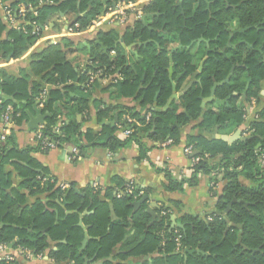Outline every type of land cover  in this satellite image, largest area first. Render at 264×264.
<instances>
[{
	"label": "trees",
	"instance_id": "1",
	"mask_svg": "<svg viewBox=\"0 0 264 264\" xmlns=\"http://www.w3.org/2000/svg\"><path fill=\"white\" fill-rule=\"evenodd\" d=\"M4 1L12 7L18 3L17 0ZM36 1L43 4L36 7V16L26 13L23 26L26 32L9 29L0 17V56L4 60L9 56L11 59H18L36 42L41 33L39 27L49 14L57 15L66 9L84 12L90 2L26 0L25 3ZM100 1L96 0V6H102ZM167 1L157 0L147 10L161 12L160 19H154L152 26L161 28L162 33L142 30L141 25H137L134 31L125 34V44L151 40L146 46L137 48V60L133 69L126 65V57L113 32L99 33L97 39L109 51H115V56H110V53L102 54L92 42L88 59L97 63L106 76L119 71L122 80L107 87L113 88L111 94L116 99L135 98L141 100V106L151 107L156 102L158 107H162L172 94L168 78V46L181 44L182 47L173 53L172 61L174 70L183 72L179 82H185L187 88L179 102H173L166 112L152 113L147 123L140 120L141 126H134L132 132L122 140L115 135L117 129L109 126H104L100 132L90 129L83 132V124L77 122L76 115L84 117L89 113V98L97 80L86 87V72H96L97 68L88 67L82 72L76 70L73 61L67 59V55L73 50V44L64 40L63 46L49 45L41 53L33 55L30 68L32 75L39 77L40 82L33 81L30 84V76L25 71H21L18 77H13L0 68V92L13 97V101L2 102L0 121L6 107L11 106L12 125H20L27 119V112H32L33 107L37 108V99L47 85V97L40 109L41 112L48 113L46 125L41 132L42 138L56 143L58 147L70 144L80 150L102 145L110 152H115L135 145L138 148V161L146 159L149 151L142 142L143 138L154 142L169 138L173 145H177L180 141L178 126H185L190 121H198L196 127L204 130L241 125L245 115L244 105L250 104L252 99L256 105L262 103L260 92L264 82V0H225L226 4L236 6L235 10L228 9V21L234 19L237 29L247 30L235 34H232L228 26L221 30L219 39L212 45L224 46L225 56L210 55L201 71H198V63L203 57L202 51L190 53L185 51L186 46H190L201 36L213 38L218 33V24L184 22L173 12L176 0ZM98 12L99 8H92L79 18L81 27L92 25ZM29 21L37 22L38 33H31ZM228 41L230 44H227ZM79 50L86 52V48L82 46ZM231 67L234 70L229 82L218 86L214 94L216 99L225 100L226 103L213 104L216 110H202L199 95L208 96L213 83L223 81ZM190 80L192 82L188 84ZM71 93L75 95L70 96ZM261 106L257 112L258 120L250 125V139L228 144L219 139L187 136V147H191L192 152L196 151L195 157L199 158L198 163L191 167V174L187 179L178 180L170 170L152 166L156 173L163 174L165 182L162 188L168 193L183 192L185 188L195 187L199 175L208 176L213 184L219 179L225 182L211 221L207 220L208 217L204 222L199 217L186 215L179 219L185 229L170 228L172 213L165 208L157 211L158 214L162 211L166 213L161 216V221L152 225L151 218L145 211L146 203L133 213V205L153 193L151 187L135 185L133 193L129 195L126 193L129 183L113 178V187L95 190L89 186L80 195H75L72 186L61 190L49 180L42 184L34 181L35 176L44 171L31 155L41 151L40 142L36 148L18 149L15 133L10 130L9 135L0 140V246L14 243L13 248L20 247L39 255L49 249L50 243H54L56 251H51L50 257L55 262L73 261L75 264L91 258H105L118 245L121 259L149 256L156 251L158 258L152 264H264V163L260 159L264 155V102ZM180 107L186 113H179ZM116 111L119 118L122 114H129L131 117L137 115L132 113L131 108L118 105L98 110L97 118L108 117ZM60 115L64 120L58 133L55 125ZM217 157L219 160L216 163H210ZM8 165L14 167L22 179L21 190L28 191V196L44 194L46 203L35 201L28 207L26 194L9 193L10 174L5 172ZM239 178L245 179L249 185L243 186ZM55 200L68 202V210L76 212L64 216ZM173 205L179 206L178 203ZM55 210L60 217L57 220ZM85 210L91 213L83 216L82 223L88 226V234L92 239L81 250L83 231L78 222L80 213ZM178 234L181 236V248L198 249L207 253V256L193 254L187 256L184 263L181 253L173 254L177 252L174 237ZM0 264L16 263L3 261Z\"/></svg>",
	"mask_w": 264,
	"mask_h": 264
},
{
	"label": "crops",
	"instance_id": "2",
	"mask_svg": "<svg viewBox=\"0 0 264 264\" xmlns=\"http://www.w3.org/2000/svg\"><path fill=\"white\" fill-rule=\"evenodd\" d=\"M101 1L102 2L100 3L102 6L99 7L96 6L93 0H90L88 3V9L84 12H73L70 9H66L63 12H59L57 15L54 13L49 14L46 20L42 23V26L39 27L41 33L36 42L30 46L27 51L24 52L18 59H11L9 56L4 60L0 56V68L4 69L8 75L13 77H18L21 71H25L26 74L30 76V84L33 81L40 82L39 77L32 75L30 68L33 55L41 53V51L49 45L63 46V41L69 40L73 44L71 47L73 50L67 55V59L73 61L75 69L82 72L81 66L85 65L88 59H90L89 53L92 47L91 43L94 42V44L99 47V51L102 54L110 53L108 48L103 43L98 41L97 37L99 33L113 32L117 44L121 47L124 52V56L126 57V65L133 69L137 60V48L141 47L143 43L138 41L132 44H125L124 37L126 33H129L133 30L132 26L135 25L137 27V25H141V23L139 21L135 22L129 19L124 24H109L105 18V14L107 9L111 7V2H108L107 0ZM92 8H99V12L96 14L94 19V28L88 30L87 28L90 25L84 28L81 27L79 18L83 17ZM74 23H78L80 25V29L76 30L70 35L65 34L66 27H69ZM100 44L107 49L106 53H103L100 48ZM81 46L86 48V52L79 50ZM173 47L174 44L168 46L167 56L169 53H171V51L173 55V53L179 49ZM185 51L193 53L188 49ZM110 56H115V54H110ZM202 60L203 57L198 63V71H201L203 67L202 66L201 69H199ZM193 63L195 64L196 62L193 61ZM169 67H171V74L168 72V78L171 88L172 84L175 85L176 99L170 100L171 94L165 105L162 107H158L156 102H154L151 107L149 105L141 106L139 104L141 100L139 101L135 98L116 99L112 95L113 88L107 89L108 86L114 83L113 79L116 77L114 76L115 74L111 75L112 77L108 78L107 80H97V84L92 88L91 96L89 98V113H87V115L84 117L78 114L76 115L77 122H82L83 124V132L87 129H90L93 132H100L104 126H109L111 129H117L115 135L117 139L122 140L125 138L124 132L129 131L131 133L134 126H141L140 120H145L147 123L152 113L166 112L171 107L173 102L178 103L179 98L187 88V85L185 82H179L183 72L174 70L173 61L170 63ZM116 74H119V71ZM121 80L122 78L118 79L117 82ZM191 82L192 80H190L188 84ZM44 89L47 90L48 86H44ZM2 95L5 94L0 92V96ZM74 95V93H71L70 96ZM209 96L210 94L208 96L202 97L207 99ZM260 96V101L263 103L264 82L262 83ZM11 98L13 99V97ZM0 100L2 102L4 101L2 99ZM21 103H24V101ZM213 104L216 103L209 102L208 100H200V108L202 110H206L207 108H213V110H216V108L213 107ZM261 104L256 105L255 100L252 99L250 104L244 105L245 115L241 125H231L222 129L213 128L209 130L197 128L196 126L198 121H190L185 126L179 125L178 129L180 133V141L177 145H173L172 140L169 138H167L165 141L161 140L159 142H154L149 138H143L142 142L147 148H149V151L147 153V158L142 161H138V148L135 145L118 149L115 152H110L102 145L89 146L83 150H80L79 148L70 144H62V146L52 150H38L31 155L41 165L44 171L43 174L38 173V175L35 176L34 181L42 184L43 182L49 180L55 185V187L60 188L61 184L67 185L66 189H70L72 186L74 191L73 193L75 195H80L84 189L88 188L94 183L98 185V189L113 187V178H118L129 184L133 183L136 186L151 187L153 189V193L150 196H145L147 197L146 201L142 202V199L144 198L143 197L138 202H136L133 205V213H136L142 207V205L146 203L145 211L150 216V225H152L154 222L161 221V216L165 215L166 213L162 211L161 214H158L157 211L160 208H165L172 213L169 219L170 228L180 229L176 227L178 224L182 225L183 229H185L184 224L179 221V219L183 216L187 215L199 217V219L204 222L206 221L207 217H211V215L215 212V206L218 198L221 195V191L225 182L219 179L212 189L210 187V178L206 175H199L198 184L195 187L185 188L183 192L168 193L162 188L163 183L165 182L163 174L156 173L153 167L170 170L173 177L178 180L182 178L187 179L191 174V167L194 165L192 162V157L197 154L196 151L192 152L191 155L184 153V149L187 147V136H202L208 140L219 139L228 144L248 138L252 132L250 129L251 123L258 120L257 112L261 109ZM118 105L131 108L132 113L137 115L131 117L129 114H122V116L119 118L117 114L118 111H116L112 112L108 117H101V119L97 118L98 110L104 109V107H114ZM178 112L186 113L182 107L179 108ZM47 118L48 113H43L41 110L40 113H37L33 107V111L27 112V119L22 121L20 125H12L11 121L9 123H5L2 117L0 121V131H5L6 135H9L10 130H13L15 133L16 147L18 149H25L27 147L36 148L38 144V141L36 140V133L38 129L41 127L43 128L46 125ZM34 120H40V122L36 125V127L33 128L32 126L34 123L32 121ZM63 120L64 117L60 115V117L57 118L55 127L58 123L63 124ZM73 150H76L77 153H74ZM218 160L219 158L217 157L211 160L210 163H216ZM5 172L10 174L9 193L16 194V192H21L24 194H29L28 191L21 190L20 182L22 179L19 177L18 172L14 169V167L10 165L6 166ZM239 181L243 186L249 185V183L243 178H239ZM27 194L26 205L28 207L31 206L35 201H42L43 203H46V196L44 194L30 196ZM101 199H103V195H101ZM55 203L64 212V216L76 212L74 210H68V202L62 203L60 200H55ZM173 203H178L179 206L175 207ZM152 205H154V207H151ZM149 208H151L155 217L150 215L148 211ZM90 213L91 212H87L86 210L80 213L78 222V226L83 231V238L84 232H87L88 240L86 244L90 239H92V236H89V228L82 223V218L83 216L89 215ZM55 218L56 220L60 218L57 210H55ZM172 218L174 219L175 225L172 224ZM228 225L231 226L230 223ZM62 243H65V241H62ZM11 245L0 246V263L3 261H12L16 264H75L73 261L55 262L49 255L51 251H56L54 243H50L49 249L43 254L39 255H34L29 250L22 249L20 247L13 248L14 243ZM84 247L82 248L81 246L80 249L82 250ZM181 249L182 250L180 252L176 248L177 252H174L173 254L178 255V253H181L184 257V263L186 262L187 256H192L193 254L207 256V253H203L198 249ZM186 251L198 252H194L189 255L186 253ZM120 256H122V254L120 251V245H118L109 256L102 259H86L81 264H103L105 262H110L111 264H152L153 260L158 258V253L155 251L149 256L128 257L126 259H121Z\"/></svg>",
	"mask_w": 264,
	"mask_h": 264
},
{
	"label": "flooded vegetation",
	"instance_id": "3",
	"mask_svg": "<svg viewBox=\"0 0 264 264\" xmlns=\"http://www.w3.org/2000/svg\"><path fill=\"white\" fill-rule=\"evenodd\" d=\"M96 2V0H93ZM174 0H168L167 2H173ZM102 2V1H100ZM157 0H118L111 2V6L126 5V18L141 23V29L147 31H154L156 33H162L161 28H155L152 26L154 19H160L161 12L158 10L155 12L147 11L149 7L154 5ZM166 2V3H167ZM106 5V4H105ZM131 5V6H129ZM236 6L228 5L225 0H176L174 13L177 17H180L184 22H205L208 25L212 23L218 24V33L213 38H204L203 36L197 38L195 42H192L190 46H186V49L193 53L202 51L203 58L206 55L207 58L212 54H221L225 56L226 48L224 46L217 47L212 45L214 41L219 39L220 31L224 30L227 26L231 30L232 34L242 33L243 29H237L236 21L234 19L228 21L227 12L228 9L235 10ZM144 18V22L142 19ZM135 25L132 26V31L135 29ZM151 40L143 41L142 46H146ZM227 44H230L228 41ZM181 44H174L173 48H181ZM222 82V81H221ZM219 82V83H221ZM217 83V82H214ZM213 83V84H214Z\"/></svg>",
	"mask_w": 264,
	"mask_h": 264
},
{
	"label": "built area",
	"instance_id": "4",
	"mask_svg": "<svg viewBox=\"0 0 264 264\" xmlns=\"http://www.w3.org/2000/svg\"><path fill=\"white\" fill-rule=\"evenodd\" d=\"M18 3L15 7H12L9 3H7L4 0H0V11H1V19L3 20V22L5 23V25L11 29V30H23L24 32H26L24 30V17L26 15L27 12L32 13L34 16H36V12L35 9L38 6H41L43 3L41 1H36L35 3H25L26 0H17ZM131 6V5H129ZM126 5H117L115 7L111 6L107 9V12L105 14V18L107 19L108 23L111 25H115V24H124L127 21L126 18V10H127ZM28 23H31V27H32V34H36L38 33L39 29H38V24L36 21H29ZM94 28V23L92 25H90L87 29L91 30ZM80 29V25L78 23H74L72 25H70L69 27H66L65 29V34L70 35L72 33H74L76 30ZM110 54H115V51H110ZM82 67V71H86L88 67H96L97 71L93 72L91 70H88L86 72V83L85 86L88 87L90 86L92 83H94L95 80H107L108 78L112 77V76H106L103 74L102 69L99 67V65L97 63H93L91 61H87L85 65L81 66ZM114 76H116L113 79V82L116 83L118 79L121 78V76L119 74H115ZM113 76V77H114ZM47 97V90L43 89L42 92L40 93L38 99H37V108L41 109L43 107V102L46 100ZM2 105V101L0 100V107ZM12 113V108L11 106H7L5 109V112L3 114V120L5 121V123H9L11 121L10 115ZM62 123H58L56 128V131L58 132L60 127L62 126ZM42 127L40 129H38L37 133H36V140L38 142H40V149L41 150H52V149H56L58 146L56 143L51 142L47 139L42 138ZM59 133V132H58ZM130 132L126 131L124 132V136L129 135ZM6 136V132L5 131H0V140H3L4 137ZM74 153H77L76 150H73ZM184 153L191 155L192 154V149L191 147H186L184 149ZM261 159V163H264V155L260 156ZM199 158H196L195 155L192 157V162L193 164L198 163ZM215 184L210 183V187H214ZM91 187L95 190L98 189V185L97 184H92ZM60 188L62 190H65L67 188V185L65 184H61ZM135 189V184L130 183L127 188H126V193L127 194H132L133 191ZM142 192L139 193V195H141ZM118 197H120V194H117ZM208 221H211V217L207 218ZM180 238L181 236L178 234L174 237V242L176 243V248L178 251H181V247H180Z\"/></svg>",
	"mask_w": 264,
	"mask_h": 264
},
{
	"label": "water",
	"instance_id": "5",
	"mask_svg": "<svg viewBox=\"0 0 264 264\" xmlns=\"http://www.w3.org/2000/svg\"><path fill=\"white\" fill-rule=\"evenodd\" d=\"M142 21L144 22V18L142 19ZM246 30H247V29H243V30H241L240 32H244V31H246ZM180 47H181V46H180ZM100 48H101V50L103 51V53H106V52H107V49H106L105 47H103L101 44H100ZM174 50H175V49H174ZM168 58H169L170 63H171V62H172V51H171V53H169ZM205 61H206V55H205V57L203 58V60L201 61L199 69H201V67L203 66V64H204ZM263 62H264V58H263ZM233 70H234V67H231L229 74L226 76V78H225L221 83H214V84H213V86H212V88H211V90H210V96H209L207 99H204V98L202 97V94L199 95V99H200L201 101L208 100L209 102H214V103H216V104H223V103H225V101H220V100L216 99L215 96H214V94H215V90H216V88H217L218 86L222 85L223 83H228V82H229V79H230V77H231V75H232ZM168 72H169V74H171V67L168 68ZM246 88H247V85H246ZM175 91H176V89H175V85L172 84V95H171V97H170V100H172V99H176V93H175ZM0 99H2V100H4V101H13V99H12L11 97H8V96H6V95H2V96H0ZM169 102H170V101H169ZM34 108H35V110L37 111V113H40V110L36 109V107H34ZM41 120H42V119H41ZM32 122L34 123V125H33V126L31 125V126L34 128V127H36V125L40 122V120H36V121L34 120V121H32ZM246 139H249V137H248V138H244V139H242V140H246ZM194 154H196V153H194ZM146 200H147V197H144V198L142 199V202H144V201H146ZM151 207H154V205H152ZM148 211H149V213H150V215H151L152 217H155V215L152 213L151 208H149ZM157 218H158V217H157ZM158 219H159V218H158ZM171 221H172V224L175 225V222H174V219H173V218L171 219ZM176 227H177V228H180V229H183V226H182V225H178V224H177ZM87 240H88L87 232H84V238H83V240H82V242H81V246H82V248L85 246ZM11 246H12V245H11ZM194 252H198V251H186V253L189 254V255H191V254L194 253Z\"/></svg>",
	"mask_w": 264,
	"mask_h": 264
}]
</instances>
